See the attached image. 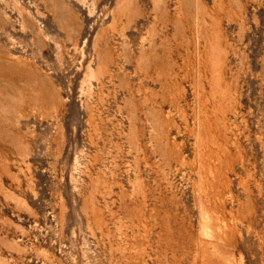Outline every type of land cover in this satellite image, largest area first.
Here are the masks:
<instances>
[{
	"label": "rangeland",
	"instance_id": "1",
	"mask_svg": "<svg viewBox=\"0 0 264 264\" xmlns=\"http://www.w3.org/2000/svg\"><path fill=\"white\" fill-rule=\"evenodd\" d=\"M0 264H264V0H0Z\"/></svg>",
	"mask_w": 264,
	"mask_h": 264
}]
</instances>
